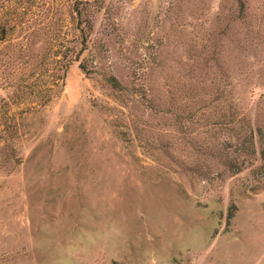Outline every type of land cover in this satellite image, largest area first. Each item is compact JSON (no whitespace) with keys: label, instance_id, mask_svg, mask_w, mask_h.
<instances>
[{"label":"rangeland","instance_id":"obj_1","mask_svg":"<svg viewBox=\"0 0 264 264\" xmlns=\"http://www.w3.org/2000/svg\"><path fill=\"white\" fill-rule=\"evenodd\" d=\"M75 2L0 0V264H264V186L200 147L223 97L185 113L253 112L264 0Z\"/></svg>","mask_w":264,"mask_h":264},{"label":"trees","instance_id":"obj_2","mask_svg":"<svg viewBox=\"0 0 264 264\" xmlns=\"http://www.w3.org/2000/svg\"><path fill=\"white\" fill-rule=\"evenodd\" d=\"M72 11L76 16L81 14V6L86 0H75ZM243 7V2H239V9ZM0 33H4V29L0 28ZM2 36H0L1 38ZM108 83L112 88H119L120 84L114 76L108 77ZM189 95L190 103L185 104L188 113L191 115L197 108L205 104H213L212 101L219 100L223 97L222 105L209 110L208 116L214 120L210 123L212 128L209 132V140L206 144L200 146L204 153L217 158L220 164L230 173H237L245 169H249L256 174V187L264 186V166L260 169V165L256 160L264 159V111L261 110L259 104L264 102V95H259V101L256 103L252 113L244 112L233 104L230 91L223 93L212 91L209 94H200L199 90L190 87ZM195 93V94H194ZM262 98V99H261ZM263 101V102H262ZM199 109V108H198ZM183 112V111H182ZM212 119V118H211ZM219 121L220 124H218ZM209 124V125H210ZM220 125L222 129L216 127ZM215 127V128H214ZM8 149H12L11 145H7ZM8 153L2 155V163H6ZM259 168V172L257 169Z\"/></svg>","mask_w":264,"mask_h":264}]
</instances>
